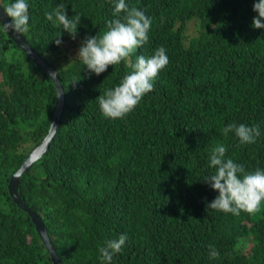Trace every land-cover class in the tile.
Wrapping results in <instances>:
<instances>
[{"label": "trees", "instance_id": "16d2710c", "mask_svg": "<svg viewBox=\"0 0 264 264\" xmlns=\"http://www.w3.org/2000/svg\"><path fill=\"white\" fill-rule=\"evenodd\" d=\"M256 2L126 0L152 20L148 43L96 76L63 47L102 35L115 0H27L22 35L58 72L64 105L18 192L44 222L60 264H102L99 248L121 234L129 239L113 264H264V202L239 216L207 209L218 192L203 181L216 171L209 158L217 144L247 172L264 170V29L252 26ZM60 3L81 22L75 40L63 32L58 47L62 27L45 13ZM160 47L169 63L154 90L126 118H105L98 97L133 71L138 56ZM55 104L50 78L0 28V264H52L8 182L43 141ZM231 123L259 125L261 135L242 145L221 132ZM209 245L218 259H210Z\"/></svg>", "mask_w": 264, "mask_h": 264}, {"label": "clouds", "instance_id": "9594fccd", "mask_svg": "<svg viewBox=\"0 0 264 264\" xmlns=\"http://www.w3.org/2000/svg\"><path fill=\"white\" fill-rule=\"evenodd\" d=\"M2 9L0 28L3 31L18 35L29 31L27 0H14ZM253 11L258 13L253 19V28L264 29V22H262L264 21V0L254 3ZM121 14H123L122 17ZM113 15L115 19L108 21L107 30L102 35L86 37L77 54V59L96 76L105 73L109 66L128 60L149 40L152 20L143 11L135 7L129 8L126 0H115ZM45 16L55 26L62 27V31L57 33V38L54 40L58 47L62 45L63 32L69 33L75 40L81 22L79 14L69 18L67 8L60 3L53 12L45 13ZM168 63L169 58L163 47L158 48L149 58L138 56L132 65L133 71L125 75L114 89H109L98 97L102 115L110 120L126 118L143 98L154 90L156 79ZM221 132L225 137L229 133H234L242 145L255 144L261 135L259 125L248 126L236 123L228 124L221 129ZM226 153L227 148L222 144H217L211 150L210 167L216 171L205 177L203 181L218 192V195L207 204V209L231 213L234 216H239L241 212L248 214L259 212L264 202V170L247 172L243 165L227 158ZM128 239L126 234H121L117 239L105 241V245L99 248L102 264H113L114 256L123 251ZM219 256V251L213 245H209L210 259H218Z\"/></svg>", "mask_w": 264, "mask_h": 264}, {"label": "water", "instance_id": "95a60500", "mask_svg": "<svg viewBox=\"0 0 264 264\" xmlns=\"http://www.w3.org/2000/svg\"><path fill=\"white\" fill-rule=\"evenodd\" d=\"M0 16H3V9L1 6ZM7 34L9 38L13 41V43L20 49V51L50 78L54 85L56 93L55 109L53 112V117L48 132L45 135L43 141L27 155L20 168L11 176L8 182V192L14 204L23 212H25L31 219V222L35 226L38 236L40 237L43 245L45 246V249L49 253L52 264H60L59 257L56 255L54 249L51 246V240L48 236L43 221L36 212L32 211L28 206L23 203L21 195L18 192V184L19 178L30 169L33 163L39 160L46 153L51 140L56 134V130L59 124V118L63 111L64 105L63 88L61 86L59 74L56 69L46 65V63L38 56V54L30 46V44L27 42V40L22 34L18 35L14 32H9Z\"/></svg>", "mask_w": 264, "mask_h": 264}, {"label": "rangeland", "instance_id": "374dc122", "mask_svg": "<svg viewBox=\"0 0 264 264\" xmlns=\"http://www.w3.org/2000/svg\"><path fill=\"white\" fill-rule=\"evenodd\" d=\"M63 49L65 51H68L69 53H75V54H78V51H79V45L77 44V42H73L71 44H68L66 46L63 47Z\"/></svg>", "mask_w": 264, "mask_h": 264}]
</instances>
